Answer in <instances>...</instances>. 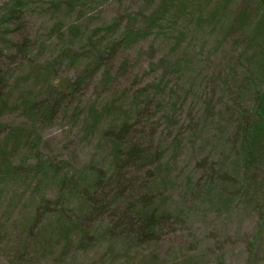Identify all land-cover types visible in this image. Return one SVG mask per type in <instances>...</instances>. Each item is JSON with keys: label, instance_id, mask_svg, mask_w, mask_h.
Wrapping results in <instances>:
<instances>
[{"label": "rangeland", "instance_id": "374dc122", "mask_svg": "<svg viewBox=\"0 0 264 264\" xmlns=\"http://www.w3.org/2000/svg\"><path fill=\"white\" fill-rule=\"evenodd\" d=\"M221 2L0 0V161L5 148L12 166L23 163L0 176V264H264V155L246 167L232 140L252 115L243 86L256 49L226 29L241 0L218 11ZM24 98L55 101L50 118L28 117ZM16 126L27 135L6 142ZM123 126L127 143L161 158L125 168L132 186L119 195L108 182L117 209L88 220L58 178L91 163L108 178L107 132ZM33 143L62 163L57 176L32 166ZM148 193L166 214L138 242L137 227L117 221Z\"/></svg>", "mask_w": 264, "mask_h": 264}, {"label": "trees", "instance_id": "16d2710c", "mask_svg": "<svg viewBox=\"0 0 264 264\" xmlns=\"http://www.w3.org/2000/svg\"><path fill=\"white\" fill-rule=\"evenodd\" d=\"M228 3V0H222L219 7L224 9ZM242 7L237 11L231 12L229 16L224 20L226 22V29L232 33H246L247 35V47L255 48L256 50L250 54L251 60H248V66L253 68L248 69L245 72V85L243 87L251 88L254 98L252 100L250 111L252 115H245L240 118L238 125L234 131L233 148L237 153H241L246 167H253L257 164L262 155H264V0H241ZM18 9V4L14 3L10 10L15 11ZM252 70V72H250ZM82 78V77H81ZM81 78L77 79L74 83H66L64 81H54L50 84L51 89H55L56 92L64 91L66 85L69 89H74L75 85L81 82ZM23 107L27 110L28 117L38 115L43 120H47L51 116L52 107L55 105V101L48 103H38L30 99H23ZM5 95L0 96V116L3 114L6 108ZM211 109L208 106L207 111ZM242 115V114H241ZM240 115V116H241ZM229 121V120H228ZM34 123L35 121H30ZM95 122V121H94ZM230 124V122H229ZM231 125V124H230ZM4 125L0 124V130ZM230 128V126L228 127ZM127 128L121 127L115 134H107L111 138V151H112V173L107 178L103 168L97 165V163H91L83 168L79 173L69 175L68 172L62 174L58 178V186L60 194L63 191L69 190L70 197L73 199L78 198L80 202L79 210H83L85 207L88 209L90 217L88 220H93L96 215L101 214L107 208L112 207L113 201L117 198L110 197V191L107 190V183H113L117 187V194L123 193L124 189L130 188L132 183L128 184L125 179L126 174L123 175V170L127 167L136 166L137 168L148 166L161 158L160 154L151 153L149 147L143 148L140 145L126 142L125 133ZM27 135V130L23 126L10 127L9 132L6 135L7 141L19 142L21 137ZM32 146V145H31ZM34 156L39 157L38 160L32 164L34 168L44 166L47 171L53 172V175L57 176L62 167V163L46 161L39 156V151L33 143ZM0 161V176L12 175L18 168H21L22 164H15L9 160L7 150L2 148ZM125 156V158H122ZM57 172V173H56ZM149 173V172H148ZM107 181V182H106ZM152 193L142 195L139 200L131 204L125 209L119 220L118 226L123 225L127 229H133L137 227L138 242L152 237L156 234L158 229L156 226L164 220L166 212L159 211V206L156 203H152ZM117 197V196H116ZM49 202V201H48ZM117 209V208H114ZM132 209V210H131ZM133 212H130V211ZM166 218V217H165ZM85 221V219H84ZM130 232V231H129ZM88 234L85 233V236ZM85 243H88L84 240Z\"/></svg>", "mask_w": 264, "mask_h": 264}]
</instances>
